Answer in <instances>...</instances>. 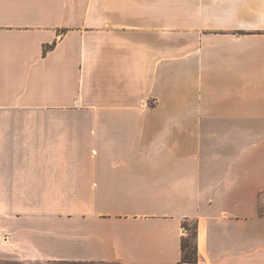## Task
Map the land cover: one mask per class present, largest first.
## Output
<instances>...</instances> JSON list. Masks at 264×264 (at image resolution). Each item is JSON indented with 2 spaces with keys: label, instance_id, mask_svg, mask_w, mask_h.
I'll list each match as a JSON object with an SVG mask.
<instances>
[{
  "label": "crops",
  "instance_id": "obj_1",
  "mask_svg": "<svg viewBox=\"0 0 264 264\" xmlns=\"http://www.w3.org/2000/svg\"><path fill=\"white\" fill-rule=\"evenodd\" d=\"M193 224L264 264V0H0V262L189 264Z\"/></svg>",
  "mask_w": 264,
  "mask_h": 264
},
{
  "label": "trees",
  "instance_id": "obj_2",
  "mask_svg": "<svg viewBox=\"0 0 264 264\" xmlns=\"http://www.w3.org/2000/svg\"><path fill=\"white\" fill-rule=\"evenodd\" d=\"M186 235L181 239V262L196 264L197 262V227L196 224L185 226Z\"/></svg>",
  "mask_w": 264,
  "mask_h": 264
},
{
  "label": "rangeland",
  "instance_id": "obj_3",
  "mask_svg": "<svg viewBox=\"0 0 264 264\" xmlns=\"http://www.w3.org/2000/svg\"><path fill=\"white\" fill-rule=\"evenodd\" d=\"M0 264H19V263H14V262H0Z\"/></svg>",
  "mask_w": 264,
  "mask_h": 264
},
{
  "label": "built area",
  "instance_id": "obj_4",
  "mask_svg": "<svg viewBox=\"0 0 264 264\" xmlns=\"http://www.w3.org/2000/svg\"><path fill=\"white\" fill-rule=\"evenodd\" d=\"M183 232H185V231H183Z\"/></svg>",
  "mask_w": 264,
  "mask_h": 264
}]
</instances>
